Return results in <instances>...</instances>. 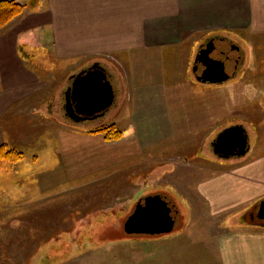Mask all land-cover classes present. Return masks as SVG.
<instances>
[{
    "label": "crops",
    "instance_id": "crops-1",
    "mask_svg": "<svg viewBox=\"0 0 264 264\" xmlns=\"http://www.w3.org/2000/svg\"><path fill=\"white\" fill-rule=\"evenodd\" d=\"M14 1L25 8L0 30V147L21 152L23 158L16 164L25 171L18 177L32 178L30 186L21 182L9 189L4 174L9 163L2 164L0 257L4 261L13 247V235L20 234L23 243L21 226L33 207L25 205L30 196L22 187L29 192L40 188L39 181L41 185L54 173L50 170L56 158L61 161L59 170L76 179L83 171L72 173L73 169L85 170L90 161L83 151L89 135L63 119V92L72 76L93 63L105 69L113 65L123 73L122 107L132 110L145 103L146 89L158 81L186 79L196 43L233 34L254 42L256 48L240 85L248 88L255 80L264 95V0ZM31 38L39 39V44H32ZM40 52L50 64L43 71L46 74L30 66ZM147 68L151 73L145 72ZM56 78L58 84L53 82ZM65 79L68 83L63 87ZM257 131L254 151L248 145L244 156L221 169L209 165L196 195L199 201L207 200L209 219L241 217L258 211L264 201V120L258 122ZM11 192L15 194L8 195ZM239 216L221 222V227L216 220L208 264H264V225L239 222Z\"/></svg>",
    "mask_w": 264,
    "mask_h": 264
},
{
    "label": "rangeland",
    "instance_id": "rangeland-1",
    "mask_svg": "<svg viewBox=\"0 0 264 264\" xmlns=\"http://www.w3.org/2000/svg\"><path fill=\"white\" fill-rule=\"evenodd\" d=\"M220 35L238 49L230 52L229 59L237 63L238 53L242 58L233 78L219 84L195 79L193 61L206 38L193 46L186 79H155L153 82L158 84L146 89L145 103L132 110L126 105L122 107L123 73L108 65L106 70L112 75L115 90V100L108 111L84 122L63 118L89 135L83 151L90 155V161L85 170L72 172L83 171V176L76 179L65 175L59 170L60 159L56 158L52 162L55 167L50 170L54 173L41 185L39 181L40 188L29 192L22 187L30 196L25 205L33 207L27 213L29 219H24L23 225L18 224L23 227V243L20 234L13 235V247L9 248L6 261L4 256L0 257L1 264H208L216 220L221 227V222L239 216L209 219L207 200L197 199V190L207 178L209 165L215 163L220 168L238 159L217 156L212 144L223 129L239 124L254 151L259 137L257 124L264 120V95L255 87V80L249 81L252 86L248 88L239 81L256 55L254 42L233 34ZM39 41L31 38L34 45ZM222 46L216 45L218 49ZM230 63L224 70L228 74L233 71ZM30 66L46 74L43 71L50 64L46 54L40 52ZM145 72L151 73V69ZM53 82L60 81L56 78ZM67 83L65 79L63 87ZM110 125L119 130L132 128L133 132L115 141H106L101 133H94ZM3 163L0 161L2 184ZM16 163H9L4 173L8 180L5 187L9 189L21 182L31 185V176L18 177L24 175L25 169ZM157 195L167 198L177 210L172 231L157 235L125 233L124 222L138 202ZM252 218L259 221L257 211ZM240 219L239 216L237 221Z\"/></svg>",
    "mask_w": 264,
    "mask_h": 264
},
{
    "label": "water",
    "instance_id": "water-1",
    "mask_svg": "<svg viewBox=\"0 0 264 264\" xmlns=\"http://www.w3.org/2000/svg\"><path fill=\"white\" fill-rule=\"evenodd\" d=\"M219 44L223 45L221 49L216 47ZM199 48L192 69L197 81L219 84L231 78L233 71L228 74L210 63L221 56L226 58L232 49H236L234 45L225 38L212 37ZM64 96L67 117L73 122H84L97 119L108 111L114 103L115 90L107 70L99 63H93L72 76ZM212 146L220 157H241L248 150V136L242 125L229 126L218 134ZM176 216V208L164 196L146 197L138 202L124 222V231L127 234H166L172 231ZM257 218L264 221V201L259 205Z\"/></svg>",
    "mask_w": 264,
    "mask_h": 264
},
{
    "label": "trees",
    "instance_id": "trees-1",
    "mask_svg": "<svg viewBox=\"0 0 264 264\" xmlns=\"http://www.w3.org/2000/svg\"><path fill=\"white\" fill-rule=\"evenodd\" d=\"M25 5L16 2L14 0H2L0 1V30L6 26L11 20L15 17L22 14L24 11ZM28 38H23V40H27ZM31 42V40H30ZM101 133L103 138L106 141H115L119 140L125 136H129L133 131L131 128L125 130H119L114 125H110L107 127H103L94 131V133ZM23 154L14 149L7 148L6 145H2L0 147V161L13 163L22 160ZM253 212L248 211L241 215V219L239 222H248L253 224L264 225V222L253 221Z\"/></svg>",
    "mask_w": 264,
    "mask_h": 264
},
{
    "label": "flooded vegetation",
    "instance_id": "flooded-vegetation-1",
    "mask_svg": "<svg viewBox=\"0 0 264 264\" xmlns=\"http://www.w3.org/2000/svg\"><path fill=\"white\" fill-rule=\"evenodd\" d=\"M211 39V37H209L208 39H206V41L205 42H203L202 44H206L209 40ZM201 44V45H202ZM200 45V46H201ZM232 45H234V44H232ZM235 47V46H234ZM236 48V47H235ZM200 50V48H198V51ZM234 49H232V51H233ZM237 52H238V49L236 48L235 49ZM223 50H221V52H222ZM223 53V52H222ZM229 57H230V53L228 54V56L226 57V58H222V56L221 57H219V58H217V59H215L216 61L214 62V64H215V66H213V67H216L217 66V68L218 69H220V70H225V66H227V65H229V63L230 62H232V64H233V75L231 76V78H233L234 77V75H236V73H237V67H238V65H239V63L242 61L241 59V55L238 53L237 55H236V61H237V63H235V62H233V61H231L230 59H229ZM193 63H194V61H193ZM231 64V63H230ZM231 67V66H230ZM217 68H216V70H217ZM231 74H232V72H230ZM194 74V73H193ZM70 85V84H69ZM69 87V86H68ZM64 113H65V111H64ZM66 115V114H65ZM212 151H213V153L214 154H216L215 152H214V149H213V146H212ZM217 156H219L218 154H216Z\"/></svg>",
    "mask_w": 264,
    "mask_h": 264
}]
</instances>
